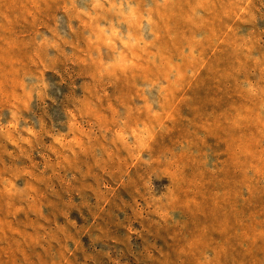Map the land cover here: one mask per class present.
<instances>
[{"label": "rangeland", "instance_id": "374dc122", "mask_svg": "<svg viewBox=\"0 0 264 264\" xmlns=\"http://www.w3.org/2000/svg\"><path fill=\"white\" fill-rule=\"evenodd\" d=\"M0 264H264V0H0Z\"/></svg>", "mask_w": 264, "mask_h": 264}]
</instances>
